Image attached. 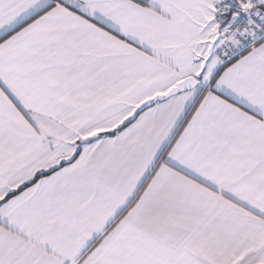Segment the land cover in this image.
<instances>
[{
	"label": "snow or ice",
	"instance_id": "6c2138e0",
	"mask_svg": "<svg viewBox=\"0 0 264 264\" xmlns=\"http://www.w3.org/2000/svg\"><path fill=\"white\" fill-rule=\"evenodd\" d=\"M0 264H264V0H0Z\"/></svg>",
	"mask_w": 264,
	"mask_h": 264
}]
</instances>
